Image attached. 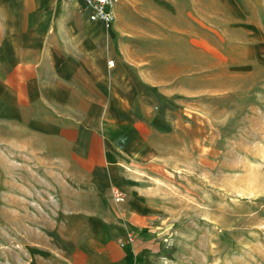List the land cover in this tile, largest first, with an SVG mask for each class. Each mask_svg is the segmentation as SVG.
<instances>
[{
    "label": "crops",
    "instance_id": "obj_1",
    "mask_svg": "<svg viewBox=\"0 0 264 264\" xmlns=\"http://www.w3.org/2000/svg\"><path fill=\"white\" fill-rule=\"evenodd\" d=\"M91 13L86 0H0V149L48 167L58 194L39 221L35 177L0 174V229L34 264H163L158 183L203 139L221 28L212 0H120L109 28Z\"/></svg>",
    "mask_w": 264,
    "mask_h": 264
},
{
    "label": "rangeland",
    "instance_id": "obj_2",
    "mask_svg": "<svg viewBox=\"0 0 264 264\" xmlns=\"http://www.w3.org/2000/svg\"><path fill=\"white\" fill-rule=\"evenodd\" d=\"M218 3L212 0L221 30L212 33L210 98L196 110L203 139L196 134L188 165L158 183L153 226L163 264H264V0ZM7 150L0 149V174L34 176L35 216L48 219L58 196L48 167L24 151H15L12 165ZM9 226L0 229V264H34L27 240Z\"/></svg>",
    "mask_w": 264,
    "mask_h": 264
},
{
    "label": "built area",
    "instance_id": "obj_3",
    "mask_svg": "<svg viewBox=\"0 0 264 264\" xmlns=\"http://www.w3.org/2000/svg\"><path fill=\"white\" fill-rule=\"evenodd\" d=\"M87 5L91 10L90 19L93 22L101 21L108 28L111 27L115 22L114 7L120 0H86ZM110 65L114 66V61H110ZM116 201H120L123 198V193L119 190L114 192ZM134 236L130 235L128 237V242H133ZM140 264V263H137Z\"/></svg>",
    "mask_w": 264,
    "mask_h": 264
},
{
    "label": "bare ground",
    "instance_id": "obj_4",
    "mask_svg": "<svg viewBox=\"0 0 264 264\" xmlns=\"http://www.w3.org/2000/svg\"><path fill=\"white\" fill-rule=\"evenodd\" d=\"M142 223V222H141Z\"/></svg>",
    "mask_w": 264,
    "mask_h": 264
}]
</instances>
